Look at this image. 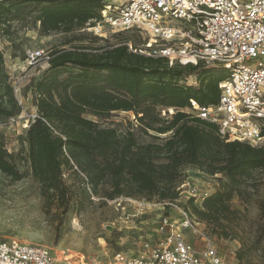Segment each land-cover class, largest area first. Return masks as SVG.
Instances as JSON below:
<instances>
[{"label": "trees", "instance_id": "obj_1", "mask_svg": "<svg viewBox=\"0 0 264 264\" xmlns=\"http://www.w3.org/2000/svg\"><path fill=\"white\" fill-rule=\"evenodd\" d=\"M100 0H0V29L11 20H22L38 11L36 19L47 29H80L100 19ZM54 13V15H52ZM52 15V16H51ZM94 17L86 21L84 18ZM84 21L78 20L82 19ZM59 20V22H56ZM5 30V29H4ZM76 36L67 38L70 40ZM80 38V37H77ZM48 68L32 82L38 118L27 127L15 153L7 148L0 129V172L19 180L15 157L27 163L40 182L46 199L56 194L69 203L61 182L63 167L82 172L93 192L108 184L110 196H134L173 201L174 182L182 167L195 166L208 174L223 173L231 182L264 172V147L246 142L225 141L216 127L183 111L189 99L200 104L216 103L218 83L224 72L212 75L197 70V64L168 65L163 58H152L129 50L128 45L55 49L49 53ZM197 73V87L183 80ZM179 105L170 115L162 108ZM132 112L129 120L101 127L92 118L110 119L116 112ZM20 105L0 51V123L18 115ZM92 117V118H91ZM146 134L149 140L140 141ZM264 135V131H263ZM233 189L224 184L200 201V208L188 199L193 210L216 221L236 214L229 206Z\"/></svg>", "mask_w": 264, "mask_h": 264}, {"label": "rangeland", "instance_id": "obj_2", "mask_svg": "<svg viewBox=\"0 0 264 264\" xmlns=\"http://www.w3.org/2000/svg\"><path fill=\"white\" fill-rule=\"evenodd\" d=\"M37 15L38 11L26 14L22 20H11L8 28L2 25L0 29L4 69L20 111L28 114L37 112L32 82L48 68V62L28 64L30 51L42 49L49 54L61 48L92 50L123 43L143 49L150 39L145 31H123L103 22L56 31L48 20L46 29ZM73 36L76 38L67 40ZM200 70L212 75L224 72L220 65L205 61L197 72ZM183 82L197 87L199 76L190 74ZM92 119L101 127L125 119L136 124L133 113L124 111L114 113L108 120ZM24 123L7 121L0 127L8 150L15 153L22 149L21 157L25 155V144L21 142L27 129ZM138 138L143 142L149 140L146 134ZM14 161L18 171L25 175L13 180L0 172V239L46 246L56 257V264H107L115 253L134 255L143 244L158 242L170 231L179 232L199 253L210 245L222 264H264V172L255 171L250 177L231 182L223 173L208 174L187 165L174 182L176 198L163 201L125 195L111 197L108 184L93 192L82 172L63 167L61 182L69 197L64 209L56 194H49L47 199L41 195L40 182L27 163L18 157ZM224 184L233 189L229 206L236 214L216 221L196 213L189 205L193 193L209 195ZM200 201L193 204L200 208Z\"/></svg>", "mask_w": 264, "mask_h": 264}, {"label": "built area", "instance_id": "obj_3", "mask_svg": "<svg viewBox=\"0 0 264 264\" xmlns=\"http://www.w3.org/2000/svg\"><path fill=\"white\" fill-rule=\"evenodd\" d=\"M104 23L119 30L138 29L150 35L143 49L129 50L168 65H220L226 77L218 83L216 103L189 99L185 108H162L172 114L182 108L191 117L216 127L225 141L263 146L264 142V0H100ZM44 50L30 51L28 64L48 62ZM39 115L20 111L8 122L28 125ZM5 121V122H7ZM0 123V127L5 124ZM194 201L202 196L193 193ZM163 225L161 229H163ZM0 264H56L46 246L0 239ZM107 264H222L216 250L207 245L202 253L177 231L155 243H145L134 255L115 253Z\"/></svg>", "mask_w": 264, "mask_h": 264}, {"label": "bare ground", "instance_id": "obj_4", "mask_svg": "<svg viewBox=\"0 0 264 264\" xmlns=\"http://www.w3.org/2000/svg\"><path fill=\"white\" fill-rule=\"evenodd\" d=\"M101 11H102V9L100 10V19H99L98 21H95V22H97V23H99V22H103V23H104V20H103V17H102Z\"/></svg>", "mask_w": 264, "mask_h": 264}]
</instances>
